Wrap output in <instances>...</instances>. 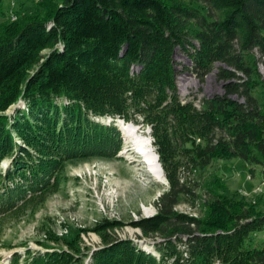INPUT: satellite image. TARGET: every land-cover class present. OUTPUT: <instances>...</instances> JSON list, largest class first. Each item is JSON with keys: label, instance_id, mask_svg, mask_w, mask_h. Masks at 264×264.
I'll return each instance as SVG.
<instances>
[{"label": "trees", "instance_id": "trees-1", "mask_svg": "<svg viewBox=\"0 0 264 264\" xmlns=\"http://www.w3.org/2000/svg\"><path fill=\"white\" fill-rule=\"evenodd\" d=\"M13 15L12 27L0 26V112L22 107L0 113V220L58 190L69 159L114 157L118 118L151 127L169 187L158 213L135 221L152 241L119 239L118 220L106 218L105 246L91 254L73 250V239L71 251L28 248L10 264H264V246L251 243L264 215L252 219L242 200L210 190L201 217L177 211L194 193L182 164L240 158L264 168V110L254 94L262 82L246 60L256 49L264 56V0H41ZM177 48L201 80L216 70L223 85L201 109L180 101Z\"/></svg>", "mask_w": 264, "mask_h": 264}, {"label": "rangeland", "instance_id": "rangeland-1", "mask_svg": "<svg viewBox=\"0 0 264 264\" xmlns=\"http://www.w3.org/2000/svg\"><path fill=\"white\" fill-rule=\"evenodd\" d=\"M39 1L41 0H3L1 7L7 15L0 13V26L7 24L12 27L18 16L13 15L12 19L11 17L9 19L10 12L22 8L34 11ZM194 6L207 13L204 4L195 3ZM32 18L34 16L28 17V20ZM197 42L194 43L199 44ZM191 60L186 52L180 48L176 49L174 66L175 70L177 67V92L183 104L191 102L196 108L201 109L204 98L224 92L223 85L217 80L216 70L204 81L201 80L192 71ZM246 60L252 66L259 61L255 51H252ZM262 65L264 67V63ZM131 71L134 73L133 69ZM256 77L262 84L255 88L254 94L264 110V73L256 74ZM178 78L179 82H187L188 90L198 91H195L194 95H187V92L182 94ZM188 78H193L195 83ZM21 102L13 104L2 112L12 114L17 106L22 107ZM118 119L116 126L121 131L122 137L119 150L114 157L91 156L69 159L64 165L63 181L58 190L35 199L24 213H17L3 221L0 220V264H10L14 252L23 253L28 248L45 251L48 248L46 246H55L71 251L67 241L73 239L75 243V247H71L73 250L91 254L105 246L99 224L106 218L118 220L115 232L119 239L131 240L139 244H141L140 239L146 241L145 243L152 241V238L143 236L142 226L135 221L158 213L157 201L169 187V181L162 165L164 183L159 182L143 168L142 160L137 157L131 143L126 141L119 125L124 119ZM104 121L108 122L107 119ZM123 122L136 126L140 135L151 140L156 151L151 127L134 121ZM195 141L202 142L197 136ZM187 158L180 160L185 162ZM8 163L6 161L3 166L6 167ZM179 171L183 181L194 188V193L180 197L177 205L179 213L201 217L205 213L203 202L208 196L207 191L211 190L233 200H242L243 205L253 211L252 219L264 215L262 165H247L240 158H216L205 169L189 168L188 165L182 164ZM243 191L248 194H244ZM251 243L256 247H263L264 230L253 234ZM19 264H23V258L19 260ZM85 264H89L88 260Z\"/></svg>", "mask_w": 264, "mask_h": 264}, {"label": "bare ground", "instance_id": "bare-ground-1", "mask_svg": "<svg viewBox=\"0 0 264 264\" xmlns=\"http://www.w3.org/2000/svg\"><path fill=\"white\" fill-rule=\"evenodd\" d=\"M262 67L260 66L261 74L264 73ZM188 79H190L193 83H195L193 78H188ZM179 89L182 92V94L183 93L186 94L187 91H184L181 85L179 86ZM119 125L126 138V141L131 143L134 152L137 154V157H139L142 160L143 168L146 169L147 172H149L152 176H154L159 182L164 183L165 181L164 172L160 164L158 154L153 149L151 140H149L148 137L146 136L140 135L138 128L132 124H127L123 121H120Z\"/></svg>", "mask_w": 264, "mask_h": 264}, {"label": "built area", "instance_id": "built-area-1", "mask_svg": "<svg viewBox=\"0 0 264 264\" xmlns=\"http://www.w3.org/2000/svg\"><path fill=\"white\" fill-rule=\"evenodd\" d=\"M10 15H12V12H10ZM254 51H255V53H257V60H259L258 63H257V66H258V71L260 73V65H262V63H264V61H263L264 60V56H262L261 53L258 50H254ZM259 62H260V64H259ZM176 77H178V76H176ZM178 84L183 87L184 91H187V95H194L195 91H198V90H188L187 89V82L186 83L179 82V78H178ZM243 192H244V194H248V193H246V191H243Z\"/></svg>", "mask_w": 264, "mask_h": 264}, {"label": "water", "instance_id": "water-1", "mask_svg": "<svg viewBox=\"0 0 264 264\" xmlns=\"http://www.w3.org/2000/svg\"><path fill=\"white\" fill-rule=\"evenodd\" d=\"M139 242H140V243H145L146 241H144V240H141V239H140V241H139Z\"/></svg>", "mask_w": 264, "mask_h": 264}]
</instances>
